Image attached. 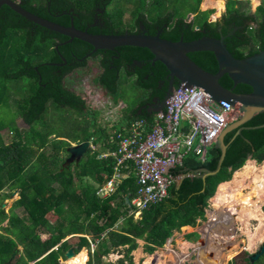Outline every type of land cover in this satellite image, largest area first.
<instances>
[{"label": "trees", "instance_id": "16d2710c", "mask_svg": "<svg viewBox=\"0 0 264 264\" xmlns=\"http://www.w3.org/2000/svg\"><path fill=\"white\" fill-rule=\"evenodd\" d=\"M202 1L18 2L39 16L63 25H70L73 20L75 27L92 33H136L144 26L146 33L160 32L161 37L172 41L181 37L189 41L204 36H225L227 48L240 59L264 49V0H260L255 11L251 8V0H227L225 12L214 21L210 20L214 9L202 10ZM126 10L131 13L128 23L123 21ZM190 13L193 17L187 21ZM67 39L68 36L32 22L7 4L0 7V106L11 108L13 102L16 110L12 112L29 125L22 129L15 124V119L9 125L0 124V264H59V258H65L70 247L74 246L78 253L90 245L81 235L74 236L78 237L75 244L63 241L73 234L94 237L105 234L94 253H89L87 264H103V257L120 247H124L123 257L108 264H134L131 252L138 248L137 239H143L144 251L152 254L164 246L175 231L186 225L194 227L199 219H205L209 199L215 195L219 184L231 180L248 159L264 161V127H255L264 123L263 111L243 124L240 132L236 128L226 134L227 152L217 174L205 179L200 176L216 168L221 152L215 147L211 148L207 159L188 155L183 165L172 169L173 175H184L182 181L174 182L169 196L144 210L141 219L135 220L129 215L137 186L134 173L124 179L116 193L99 198L97 185L105 183L113 174L115 158H99L100 149L94 152L89 149L74 167L61 151L68 152L72 142L92 138L96 145L105 142L111 150L116 149V145L110 143L109 132L92 121L93 113L85 98L66 85L67 78L75 70L83 71L87 62L93 60L100 72L93 74L90 81L96 87H103L107 95L120 98L122 84L130 83L139 88L141 95L137 103L127 102L123 117L114 125L119 128L136 118L153 123L157 111L149 108L166 97L169 71L162 61L153 62L154 54L146 47L124 45L113 50L93 51L90 43L77 38L62 44ZM189 56L205 70L217 72L219 66L214 52L197 51ZM178 82L176 80L175 85ZM220 82L227 88H234L235 92L252 90L244 83L234 85L228 75ZM61 108L76 110L89 120L72 131L59 128L48 115L52 109ZM65 116L60 113L59 117L64 120ZM6 128L14 135L10 143L4 142L1 134ZM45 147L50 148L49 153H36L37 149L43 151ZM6 186L9 191L1 193ZM13 189H19L20 197L6 212L2 205ZM18 208L23 209L26 217L16 211ZM50 212L57 215L54 223L49 220ZM194 236L198 233L187 234L189 240ZM259 260L252 262L250 252L243 250L228 264H257Z\"/></svg>", "mask_w": 264, "mask_h": 264}, {"label": "built area", "instance_id": "2783aa9c", "mask_svg": "<svg viewBox=\"0 0 264 264\" xmlns=\"http://www.w3.org/2000/svg\"><path fill=\"white\" fill-rule=\"evenodd\" d=\"M112 103L109 106H113ZM233 115L234 119L239 117L238 106L224 100L218 102L200 87L179 84L166 99L164 107L156 112L152 124L144 118H136L115 128L122 116L118 120L110 118V122H115L111 124L109 140L115 143L116 149L102 152L100 158L113 156L114 172L97 187V195L106 198L116 193L124 179L134 173L137 186L129 215L135 220L141 219L144 210L169 196L171 185L181 176L173 175L171 170L183 165L188 155L207 159ZM90 147L92 152L97 150L93 138ZM87 237L94 253L104 234ZM195 254L198 255L191 248L190 255Z\"/></svg>", "mask_w": 264, "mask_h": 264}, {"label": "rangeland", "instance_id": "374dc122", "mask_svg": "<svg viewBox=\"0 0 264 264\" xmlns=\"http://www.w3.org/2000/svg\"><path fill=\"white\" fill-rule=\"evenodd\" d=\"M16 1H19V0H16ZM224 1H225V10H226L227 0H224ZM250 2H251L250 4H251L252 10L255 11L256 7L260 4V0L258 1L251 0ZM205 5L207 6L206 9H212V8L215 9L214 12L211 14L210 18L211 17L213 19L221 18L223 13L219 17L218 15H216V17L213 16L216 11V8L213 4L211 5L205 4ZM130 17H131L130 11L126 10L123 14L124 23H128ZM99 72H100L99 66L93 60H89L87 62L86 68L83 69V71L75 70V72L72 73L67 78L66 85L70 89L76 91L77 93L79 92L81 96L85 98L87 107L93 113L94 120L92 121L96 122L99 128H105L106 130H108L110 134L111 124L115 122V121L110 122V118L111 119L117 118L118 120L120 118V115L121 116L123 115V111L127 106V102H129L130 104L137 103L138 101L137 99L141 95V90L137 87H134L130 83L128 85L122 84L120 87V91L118 93V96L120 97V99L119 98L112 99L114 100V102L112 103L113 109L110 107L107 109L106 107H104V102H102V100L104 99L100 100L101 99L100 96H103L104 89H100L99 87L94 86L93 83L90 81V78L93 76V74L97 75L99 74ZM109 98L111 99V97L109 96L107 97L108 103H106L105 106H109V100H110ZM61 109L62 110L52 109L50 111V115H48V117L49 116L52 117L51 121L55 123L59 128L62 127L63 129H66L69 131H72V129H79L82 125L86 123L88 119L86 116L77 113L76 110L70 111L68 108L67 109L61 108ZM15 110H16V105L13 102H11V108L9 105L7 106L1 105L0 106V124L9 125L15 119V124H17L18 127L22 129H27L29 125L26 122H24L20 116L18 115L16 116L15 113H13ZM60 113H65V115L67 116L63 118L65 121L59 117ZM73 120H74V123H73ZM229 120L230 121L235 120L234 115L230 117ZM1 134H2L4 142L6 143H10L14 137L13 132L10 131L8 128L3 129ZM53 138H54V135L51 136V139ZM76 143H79V142H75V144ZM101 144H103V142L98 143V145H101ZM39 152L49 153L50 148L45 147L43 151H41V149H37L36 153L39 154ZM101 153L102 152H100V154ZM61 154L64 157L67 156V161H69L68 160L69 156L67 155L68 152L61 151ZM100 154L98 155L99 158H100ZM69 162H73L74 163L73 166L75 167L76 165L75 163L78 161L72 160ZM254 162L258 164V166L263 163V162L259 163L256 160H254ZM259 176H260V172L242 175L231 184V187H233V189L230 187L229 193L225 191V196H223L224 199H222L223 197L221 196L217 198L216 194L213 197H211L209 199V205L205 210V216H206L205 219L199 220L197 225L194 226L193 230H191V232L198 233L197 237L194 236L192 239L189 240L185 232H183L181 229L177 230L174 232L171 239L167 240L164 246L158 247L152 254L144 251L145 241L143 239H137L138 248L131 252L134 264H141V263L144 264V262H146L151 256L153 259L151 263H147V264H160L161 260H163L165 264H193V263L197 264V263H200V261L197 260L195 255H190L191 248L197 250L201 246V243L210 241L211 239L213 240V236L215 232L212 230V223H214V221L221 222L219 217L220 218L224 217V221H227V223H229V225L232 226V232L230 233V236L228 237L229 241L232 238L231 234L236 233V238L234 242H232V244H238L240 249L237 250V252H235L234 255H237L241 251L246 250L247 243H249L252 247H254V244H256L253 251L252 252L249 251L250 253L253 254L259 251L264 242V222L256 220L255 218H251V217L249 218L246 217L244 218V220H239V218L237 219L234 218V217L240 216V213H242L240 212V210L244 209V205L242 203V199H236V197H232V194L238 191L239 193L243 194L244 197L247 194H250L251 192L254 193L255 191L254 187L256 186V179H258ZM18 190L19 189L11 190L12 193L10 197L7 198L4 202V205H2V207L5 208L6 212H9L10 208L12 207L13 202L20 197ZM8 191H9V188L6 186L4 189H2L1 193H6ZM261 193L264 199V193L263 192ZM260 208L264 211V201L260 203ZM16 211L22 216L26 217V213L23 211L22 208H18ZM56 219H57V215L53 212H50L49 213L50 222L54 223ZM260 223L261 225L259 226ZM3 224L6 225L7 220ZM120 224L121 223H117L116 226L118 227V225ZM200 235L203 236V241L200 242L199 245H196L195 243L199 241ZM42 237L45 238L46 234H43ZM67 240L70 243L75 244L78 240V237L71 236ZM259 240H261L260 243H258ZM169 245L171 248V252H170L171 255L168 254ZM251 246H248L247 248L252 250ZM19 248L22 249V246H19ZM228 248L229 246L226 245L224 250L228 251L229 250ZM224 250L220 254V259H221V256ZM203 252H206V250L204 249ZM123 253H124V247H120L119 249L111 253L110 255L105 256L103 258L104 260L103 264H108L109 262H116L119 258L123 257ZM185 254H187V256H185ZM208 255L210 254L208 253ZM234 255L230 259H232ZM259 258L260 260L257 264H264V254H262ZM67 259L68 258H66V256L65 258L60 257L59 264H62L61 261H66ZM205 264H209V263H205ZM218 264H222V262Z\"/></svg>", "mask_w": 264, "mask_h": 264}, {"label": "water", "instance_id": "95a60500", "mask_svg": "<svg viewBox=\"0 0 264 264\" xmlns=\"http://www.w3.org/2000/svg\"><path fill=\"white\" fill-rule=\"evenodd\" d=\"M3 4L9 5L22 16L36 24L68 36V39L62 42V44L71 42L74 38H77L90 43L93 46V51L100 49L113 50L116 47L124 45L140 46L150 49L154 54L153 62L157 60L162 61L169 71V86L166 97L160 103V106L154 108L155 111H159L164 107L166 99L175 88V80H178L179 84H185V86H197L202 88L211 95L212 99L218 102L224 100L230 105L238 106L240 110L239 118L228 123L220 133L214 145V147L221 152L217 166L214 170H206L202 173L200 176L203 179L208 175L217 174L221 169L228 147V144L225 142L226 134L236 128H239L237 132H240L243 124L259 112L264 111V49L240 59L235 57L227 48L224 41L225 36L220 38L204 36L189 41L181 37L177 41H172L161 37L160 32L156 34H148L146 31L136 33L127 31L123 33L106 34L92 33L86 29L83 30L75 27L73 20H71L70 25H63L39 16L25 9L16 0H0V7ZM191 17L192 14L190 13L186 17V20L190 21ZM197 51L214 52L219 66L217 72L212 73L205 70L189 56V53ZM224 75H228L234 82V85L244 83L251 86L252 90L247 93H240L235 92L234 88L223 86L220 79ZM255 127H264V123ZM89 146V140H83L69 146L67 149L69 153L68 160L79 161L88 151ZM183 177L184 175H181L176 182L179 184ZM171 237L169 239H171ZM199 241H203V236H200ZM17 250L18 248L14 250L13 256L16 254ZM262 254H264V242L259 251L250 254L251 261L254 262L258 260ZM75 255L74 246L70 247L65 253L68 259Z\"/></svg>", "mask_w": 264, "mask_h": 264}, {"label": "bare ground", "instance_id": "6f19581e", "mask_svg": "<svg viewBox=\"0 0 264 264\" xmlns=\"http://www.w3.org/2000/svg\"><path fill=\"white\" fill-rule=\"evenodd\" d=\"M211 1H215L214 6H216L218 9V11H216L215 14L219 15L221 10L224 7V1L223 0H206L204 4H209ZM255 172H260V176L258 177V179H256V186L254 187L255 188L254 193L251 192L250 194H247L245 197L243 194L239 193V191L232 194V197H236V199H242V203L244 205V209L240 210V212H242L240 213V216L234 217V218L236 219L239 218V220H244V218L246 217L248 218L251 217V218H255L256 220L264 222V212L260 208V203L264 201L262 197L263 195L261 193V192L264 193V161L261 165L258 166V164L254 162V160L248 159L241 168H239L238 170L234 172V177H233L234 180L232 179L229 181L221 182L215 194L217 198L220 196L221 197L225 196V191L229 193V188L231 187V184L235 180H237L242 175L255 173ZM231 188L233 189V187ZM222 199H224V197ZM219 219L221 222L214 221V223H212V230L215 232L213 236V240L211 239L210 241L203 242L201 243V246L197 250L194 249L195 252L199 253L198 261H200L201 264H205V263L218 264L221 262L222 264H225L226 261L230 259L235 254V252H237V250L240 249L238 244L231 243L235 240L236 233H232L231 234L232 238L230 239V241L228 240V237L230 236V233L232 232V226L229 225L227 221H224V217L223 218L219 217ZM260 225L261 223L259 224V226ZM227 244L229 246L228 251L224 250ZM248 246H251V245L247 243V247ZM204 247H206L207 249L206 250L207 255L208 253L211 254L214 252V255H215L214 258L208 257L206 256V254L205 256L203 255ZM168 249H169L168 254L171 255L170 245ZM223 250L224 252L222 253V256L220 259V254ZM152 259L153 258L151 256L146 262H144V264L151 263ZM87 260H88V254L86 250L83 249L82 251L78 252L74 257L69 258L66 261H61V263L62 264H86ZM200 263H197V264H200ZM160 264H165V263L163 260H161Z\"/></svg>", "mask_w": 264, "mask_h": 264}, {"label": "crops", "instance_id": "0c3cea01", "mask_svg": "<svg viewBox=\"0 0 264 264\" xmlns=\"http://www.w3.org/2000/svg\"><path fill=\"white\" fill-rule=\"evenodd\" d=\"M205 1L206 0H204L203 2H202V4H201V7H202V9H206V5L204 4L205 3ZM224 1V0H223ZM258 1V0H257ZM214 2L215 1H211L209 4L211 5V4H213V5H215L214 4ZM215 8L217 9V7L215 6ZM216 11H218V9L216 10ZM215 11V12H216ZM225 11V1H224V7H223V9H222V11L220 12V14L218 15V16H220L223 12ZM215 14V13H214ZM214 16V15H213ZM215 17H216V14H215ZM100 100H102V99H104V100H102V102H104V107H106L107 109L110 107H113V106H105V104L106 103H108L107 102V97H105V94L103 93V96H100ZM110 99V98H109ZM113 98H111L110 100H109V103L110 102H113L114 100H112ZM107 132H108V130H107ZM72 144H75V142H72ZM106 144H105V142H103V144L102 145H98L97 146V149H100L101 150V152H107L108 150H110V147L109 146H105ZM233 177H234V175H233ZM233 179V178H232ZM231 179V180H232ZM229 181V180H228ZM99 185H97V187H98ZM97 194V193H96ZM98 196V195H97ZM99 198H101V199H105V198H102V197H100V196H98ZM107 198V197H106ZM263 211V210H262ZM264 212V211H263ZM122 221L120 220V221H118V223H121ZM193 226H191V225H186V226H184V227H182L181 228V230L183 231V232H185V234H189V233H191V230H193ZM190 231V232H189ZM173 236V235H172ZM234 242V241H233ZM261 242V240H259V242L258 243H260ZM232 243V242H231ZM195 244H197V242L195 243ZM227 246H228V244H227ZM256 246V244H254V247ZM207 247V246H206ZM206 247H204V249L205 250H207L206 249ZM254 247L252 248V250L251 249H249V248H247L246 247V250L247 251H250V252H252L253 251V249H254ZM194 253V252H193ZM203 254H204V256H205V254H206V256H208V257H211V258H214V252L213 253H211L210 255H207V253L206 252H203ZM251 254V253H250ZM195 255H197V254H195ZM198 255H199V253H198ZM235 256V255H234ZM230 259H228L227 261H226V264H228V261H229Z\"/></svg>", "mask_w": 264, "mask_h": 264}, {"label": "clouds", "instance_id": "9594fccd", "mask_svg": "<svg viewBox=\"0 0 264 264\" xmlns=\"http://www.w3.org/2000/svg\"><path fill=\"white\" fill-rule=\"evenodd\" d=\"M203 1H204V0H203ZM203 1H202V2H203ZM201 4H202V3H201ZM212 9H213V8H212ZM202 10H206V9H202ZM214 10H215V9H214ZM216 10H217V9H216ZM223 13H224V12H223ZM191 14H192V13H191ZM221 15H222V14H221ZM221 15H220V16H221ZM192 17H193V14H192ZM192 17H191V18H192ZM218 17H219V16H218ZM215 19L217 20L218 18H214V19H213L212 17L210 18V20H212V21H214ZM190 20H191V19H190ZM40 79L42 80V76H40ZM113 99H114V98H113ZM113 102H114V101H113ZM239 116H240V115H239ZM122 117H123V115H122ZM122 117H121V118H122ZM121 118H120V120H121ZM238 118H239V117H238ZM238 118H237V119H238ZM120 120H119V121H120ZM235 120H236V119H235ZM233 121H234V120H233ZM230 122H232V121H230ZM230 122H229V123H230ZM111 132H112V129H111ZM109 135H110V134H109ZM90 140H91V139H90ZM90 140H89V142H90ZM80 142H81V141H80ZM76 144H77V143H76ZM94 144H95V143H94ZM72 145H73V144L71 143V146H72ZM97 146H98V145H97ZM89 149H91L90 146H89ZM89 149H88V150H89ZM91 150H92V149H91ZM84 155H85V154H84ZM84 155H83V156H84ZM216 190H217V189H216ZM80 235H81V236H85V237L88 239V237H87L88 234H73V235H69V236H67L65 239H63V241L69 239V237H71V236L74 237V236H80ZM88 236H93V235H88ZM104 236H105V234H104ZM200 236H202V235H200ZM93 237H94V236H93ZM88 240H89V239H88ZM89 243H90V240H89ZM97 246H98V244H97ZM97 246H96V248H97ZM74 248H75V247H74ZM96 248H95V250H96ZM83 249H85V250L87 251V254H88V260H89V253L91 252V243H90V245H89L88 248H87V247H84ZM81 250H82V249H81ZM81 250H80V251H81ZM80 251H79V252H80ZM91 253H92V252H91ZM76 254H77V253H76ZM110 254H111V253H110ZM110 254H109V255H110ZM198 256H199V255H195V257L197 258V260L199 259ZM104 257H105V256H104ZM104 257H103V258H104ZM88 260H87V262H88ZM31 264H33V263H31ZM86 264H87V263H86ZM193 264H194V263H193ZM200 264H201V263H200Z\"/></svg>", "mask_w": 264, "mask_h": 264}, {"label": "flooded vegetation", "instance_id": "af4514ba", "mask_svg": "<svg viewBox=\"0 0 264 264\" xmlns=\"http://www.w3.org/2000/svg\"><path fill=\"white\" fill-rule=\"evenodd\" d=\"M100 22V19L98 18L97 19V23H99ZM142 31H146L145 30V28H144V26H142ZM64 59V58H63ZM63 64H65V59H64V63ZM169 78V77H168ZM176 81V80H175ZM178 85H179V82H178ZM178 85H175V88L178 86ZM169 86V85H168ZM100 89H104L103 87H99ZM104 92V94H105V96L106 97H111V98H113L112 96H110V95H107L106 94V91H105V89L103 90ZM120 99V98H119ZM162 101H156V102H154L153 104H151L152 106H150V108L149 109H154V108H156V107H158V106H160V103H161ZM185 256H187V254H185Z\"/></svg>", "mask_w": 264, "mask_h": 264}]
</instances>
